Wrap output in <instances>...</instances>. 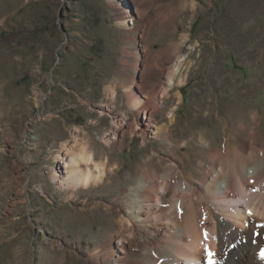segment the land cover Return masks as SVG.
<instances>
[{"label":"rangeland","instance_id":"374dc122","mask_svg":"<svg viewBox=\"0 0 264 264\" xmlns=\"http://www.w3.org/2000/svg\"><path fill=\"white\" fill-rule=\"evenodd\" d=\"M130 92L158 102L145 144ZM121 118V143L101 142ZM77 133L111 169L74 193L52 176ZM201 136L226 155L245 140L264 162V0H0V264H91L117 229L103 205L125 200L152 150L159 173L161 154L187 151L198 180Z\"/></svg>","mask_w":264,"mask_h":264},{"label":"bare ground","instance_id":"6f19581e","mask_svg":"<svg viewBox=\"0 0 264 264\" xmlns=\"http://www.w3.org/2000/svg\"><path fill=\"white\" fill-rule=\"evenodd\" d=\"M177 69L173 70V76ZM172 79H169L170 84ZM183 81L181 77L178 83ZM139 85L135 88L137 94H142ZM129 94L133 110H143V116L149 113L147 123L139 121L136 115L134 124L128 126L131 134H137L136 130L140 129L141 143L145 144L158 102L156 98L146 101L132 92ZM255 118L253 115V126ZM125 124V118L114 122L111 134L100 137L101 142L120 144L118 137ZM243 126L244 123H240L237 131L241 133ZM163 129H157L153 135L168 150L179 149L181 145H174ZM72 137L77 149L64 146L58 156L62 167L60 172L55 168L52 179L59 188L76 193L80 188L102 182L111 165L108 156L102 161L95 159L89 149V137L80 138L79 133ZM197 140L199 150H210L207 161L201 158L208 163V168L202 167L198 180L185 171V162L190 158L187 151L179 160L173 155L161 154L157 163L163 171L159 173L152 163L155 157L152 150L137 167L136 183L124 190L125 200L103 205L111 215L115 214L117 229L101 247L94 249L91 264H209L208 252L213 254L211 260L215 264H264L261 255L264 249L262 151L256 153L242 140L240 146L242 144L243 148L237 146L226 155L213 149L202 136ZM183 145L192 151L188 141ZM259 184L261 186H257ZM230 245L236 249L231 251ZM257 249L258 258H254L253 251Z\"/></svg>","mask_w":264,"mask_h":264},{"label":"snow or ice","instance_id":"6c2138e0","mask_svg":"<svg viewBox=\"0 0 264 264\" xmlns=\"http://www.w3.org/2000/svg\"><path fill=\"white\" fill-rule=\"evenodd\" d=\"M207 251V249H206ZM208 255H209V264H215V262L213 260H211V256L213 255L211 252H208ZM261 255L262 257H264V249L261 250Z\"/></svg>","mask_w":264,"mask_h":264}]
</instances>
